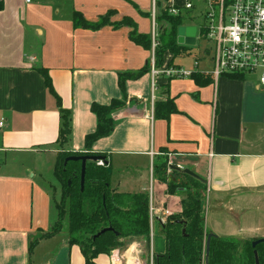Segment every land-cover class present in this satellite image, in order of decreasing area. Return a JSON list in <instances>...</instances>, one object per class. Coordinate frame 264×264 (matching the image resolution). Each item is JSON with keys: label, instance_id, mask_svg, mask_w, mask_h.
I'll return each mask as SVG.
<instances>
[{"label": "crops", "instance_id": "crops-1", "mask_svg": "<svg viewBox=\"0 0 264 264\" xmlns=\"http://www.w3.org/2000/svg\"><path fill=\"white\" fill-rule=\"evenodd\" d=\"M204 5L195 0L181 25L196 27L195 45L202 38ZM111 10V23L98 29L76 23V13L96 22ZM163 10L164 0H5L0 12V119L5 118L0 127V264H85L81 247L69 242L65 229L41 238L29 253L31 240L57 220L44 164L55 167L62 148V114L39 68L48 69L62 107L72 111V132L64 148L83 152L86 135L97 126L92 103L121 98L120 72L148 67L140 77L126 81V105L114 113L115 128L96 140L92 151L108 156L114 189L152 194L154 255L166 251L162 225L168 215L182 210L184 196L183 189L168 193L167 183L159 179L156 166L166 160L207 180L213 210L205 220L208 233L264 237V113L250 98L264 95V87L257 75L216 78L213 54L185 67L184 56L195 45L179 42L182 53L167 50L160 66L185 68L213 80L200 85L192 73H162L153 87V48L131 38V25L115 24L129 18L153 43ZM195 10L202 18L198 25ZM205 61L212 68H202ZM168 99L174 100L177 111L156 117V102ZM146 263L141 242L133 240L123 250L100 254L94 264Z\"/></svg>", "mask_w": 264, "mask_h": 264}, {"label": "trees", "instance_id": "trees-1", "mask_svg": "<svg viewBox=\"0 0 264 264\" xmlns=\"http://www.w3.org/2000/svg\"><path fill=\"white\" fill-rule=\"evenodd\" d=\"M113 12V10L108 11L96 22L83 20L81 16L79 17L80 14L76 13V23L83 27L98 29L111 23L110 17ZM158 20L169 23V27H164L157 36L158 44L155 54L157 64L162 65L167 50L173 52L174 55L182 52L184 46L178 43L177 35L185 19L184 15L174 16L163 10ZM120 24L131 25L133 27L130 32L131 38L136 43L151 49V36L138 32L131 19L125 18L115 26ZM39 70L44 76L49 93L56 98L62 114L58 138L62 148L57 154L54 167L56 178L61 184V196L60 199L54 200L57 210L56 222L49 230L31 240L30 255L41 238L51 236L63 229L68 232L69 242L81 247L85 256V264H94L100 254H111L115 249L123 250L133 240L140 241L148 251L151 247L149 194L120 192L114 189L111 184L112 167L108 156L92 151L93 143L110 135L115 128L114 113L126 105L128 96L126 81L140 77L148 70V67L139 71L120 72L119 85L123 93L121 98H113L107 104L92 103L91 110L97 117V126L93 132L86 135V149L83 152H74L64 148L72 132V111L62 107L61 97L54 88L48 69L39 68ZM192 76L200 85L208 84L213 80L210 75L198 72H193ZM175 111L177 107L173 99L156 102V117L167 118ZM79 154L99 155L105 160L104 165L92 160L87 162L83 189H81L82 161H66L68 156ZM167 168V160L156 166L159 179L167 183L168 193L174 194L183 189L184 196L181 199L182 210L168 215L166 222L162 225L167 249L164 253L155 254L154 264H204L208 231L202 201L206 199L207 180L178 170H173V173L169 175ZM109 226L113 229L94 237L95 234ZM259 238L239 239L213 236L210 244L209 264H255V249L259 254L260 264H264V242L253 246V241ZM146 264H149V261Z\"/></svg>", "mask_w": 264, "mask_h": 264}, {"label": "built area", "instance_id": "built-area-1", "mask_svg": "<svg viewBox=\"0 0 264 264\" xmlns=\"http://www.w3.org/2000/svg\"><path fill=\"white\" fill-rule=\"evenodd\" d=\"M26 3L32 0H24ZM202 38L210 40L213 45L214 67L212 74L218 78L223 75H257L264 87V0H203ZM5 0H0V12ZM155 3V0H154ZM195 0H164V10L177 16L192 11ZM156 7L154 5L153 16ZM153 54L150 60V72L153 76V87L156 77L165 73L169 76L190 75L185 68L171 66L162 67L157 64L155 48L156 32L153 30ZM5 118L0 119L3 127ZM153 153V152H152ZM98 164L104 165L105 160L99 159ZM168 173H173L169 164ZM155 206L152 194L149 196V212L152 218ZM154 254L149 256V264H154Z\"/></svg>", "mask_w": 264, "mask_h": 264}, {"label": "rangeland", "instance_id": "rangeland-1", "mask_svg": "<svg viewBox=\"0 0 264 264\" xmlns=\"http://www.w3.org/2000/svg\"><path fill=\"white\" fill-rule=\"evenodd\" d=\"M195 12H196L195 14L197 16H196L194 22L197 25L201 24L202 23V18H200V16L198 15L199 12L197 10H195ZM159 23H160V26L158 28L159 32H161V30L164 27H169V23L167 21L160 20V21H158V24ZM148 27H149V30H151V26H148ZM194 45L195 44H193V46ZM213 49H214V45H213V43L210 40L199 37L195 47H192L191 52L184 56V58H185L184 66L188 67L189 65H191L189 67H193L194 60L197 57H200V56H205L206 58H210V56L213 54ZM181 59L182 58H180V60ZM176 61H177V59H176ZM201 65H202V68L203 67H211L212 68V65L210 63L206 62V61L202 62ZM213 65H214V63H213ZM212 70H213V68L211 69V71ZM250 98L252 100L253 107H256V109L259 112L264 113V95L255 94V95H251ZM44 166L46 167V169L44 170V176H45V180H46L45 183H46V185L48 186V188L50 190L51 200L53 201V205H54L53 206V211H55V214H56V208H55L54 200L55 199H57V200L60 199V196H61V184L56 178L55 171H54V165L51 167V166H49V164H44ZM168 168H169V164H168ZM168 168H167V172H168ZM111 171H112V169H111ZM205 200H206V204H205V207H204L205 220L206 219L209 220L210 217L213 214V210H212V207H211V194L210 193L207 194V192H206V199ZM157 239L160 241V243L162 242V239L160 237H158ZM142 250H143V255L145 257H147V261H149V256L151 254V247L147 251L146 246L144 244H142Z\"/></svg>", "mask_w": 264, "mask_h": 264}, {"label": "water", "instance_id": "water-1", "mask_svg": "<svg viewBox=\"0 0 264 264\" xmlns=\"http://www.w3.org/2000/svg\"><path fill=\"white\" fill-rule=\"evenodd\" d=\"M196 39V27L195 26H180L178 29V42L179 43H187L193 44ZM99 159H104L102 156L94 155V154H79V155H70L66 158V161L69 160H81L82 161V174H81V189L84 188L85 182V173H86V164L89 160L98 161ZM171 168L173 170L183 171L185 173L191 174L197 178H201L198 174H196L193 170L189 168H181L178 165L171 164ZM203 179V178H202ZM205 200L202 201V208L204 207ZM111 226L102 229L100 232L95 234V238L101 235L106 230H112ZM215 236L213 233H208L205 241V258L204 264H209V253H210V244L212 237ZM264 242V237L256 239L253 241V246L255 247L258 243ZM255 254V264H260V258L258 251L254 250Z\"/></svg>", "mask_w": 264, "mask_h": 264}]
</instances>
